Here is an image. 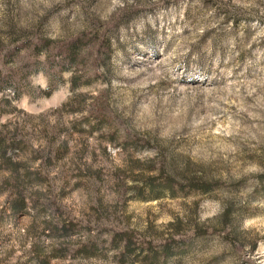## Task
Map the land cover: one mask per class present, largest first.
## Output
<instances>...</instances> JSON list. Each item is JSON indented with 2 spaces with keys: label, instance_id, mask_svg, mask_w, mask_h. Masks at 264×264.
I'll return each instance as SVG.
<instances>
[{
  "label": "rangeland",
  "instance_id": "obj_1",
  "mask_svg": "<svg viewBox=\"0 0 264 264\" xmlns=\"http://www.w3.org/2000/svg\"><path fill=\"white\" fill-rule=\"evenodd\" d=\"M0 264H264V0H0Z\"/></svg>",
  "mask_w": 264,
  "mask_h": 264
},
{
  "label": "trees",
  "instance_id": "obj_2",
  "mask_svg": "<svg viewBox=\"0 0 264 264\" xmlns=\"http://www.w3.org/2000/svg\"><path fill=\"white\" fill-rule=\"evenodd\" d=\"M74 47H75V44L72 45V48H74ZM227 216H228V215H227Z\"/></svg>",
  "mask_w": 264,
  "mask_h": 264
}]
</instances>
